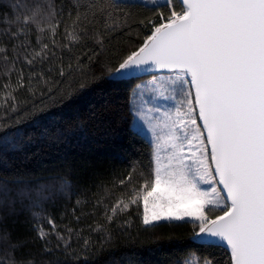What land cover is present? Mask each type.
<instances>
[{
    "label": "snow or ice",
    "instance_id": "obj_1",
    "mask_svg": "<svg viewBox=\"0 0 264 264\" xmlns=\"http://www.w3.org/2000/svg\"><path fill=\"white\" fill-rule=\"evenodd\" d=\"M11 7V18L6 14L0 22L17 25V30L5 29V35L13 40L27 37L30 26L38 33L37 48L24 41L16 46L23 49L24 63L30 68L54 57L57 46L62 51L78 46L85 53L91 51L90 62L113 53L101 65V74L94 75L96 86L135 81L128 89L129 132L147 140L149 160L147 170L139 173L142 182L133 184L135 166L119 180L124 190L105 213L108 224L142 202L145 228L191 225V247L176 264H220L215 254L220 249L228 264H264V0H60L59 4L57 0H14ZM141 9L159 17L139 21L151 25L150 34L141 43L113 49L117 35H131L127 22ZM65 18L70 23L58 41ZM45 33L50 43L44 42ZM6 51L0 48V53ZM0 59L7 63L9 58L5 54ZM20 59L17 51L13 66ZM113 59L118 63H111ZM81 63L77 56L78 72ZM59 75H66L63 65ZM146 76L150 78L145 80ZM34 83L40 87L50 81L42 71L39 75L33 71L25 84L21 70L12 91H8L10 84L4 85L0 155L23 152L33 139L58 140L65 135V117L42 107L30 114L31 134L16 126L22 120L16 125L5 122L19 111L15 91L27 87L35 95ZM85 90H90L87 81L67 99L72 101ZM21 184L16 181L14 188L0 180V210L8 198L12 213L17 199L23 206L27 198L28 207L36 208L58 191L56 182L32 190ZM66 187L61 180L59 190ZM48 224L55 233V222L49 218ZM95 230L103 231L104 226ZM47 235L42 227L37 231L42 241ZM10 239V233L0 229V264H35L32 255L18 260L15 253L24 245L6 247ZM88 245L85 239L84 247ZM63 246L70 247V240ZM51 251L44 247V252Z\"/></svg>",
    "mask_w": 264,
    "mask_h": 264
},
{
    "label": "trees",
    "instance_id": "obj_2",
    "mask_svg": "<svg viewBox=\"0 0 264 264\" xmlns=\"http://www.w3.org/2000/svg\"><path fill=\"white\" fill-rule=\"evenodd\" d=\"M13 3L14 0H0V20L6 14L11 18ZM59 3L60 0H57ZM150 16L159 20L153 12L139 10L127 22L131 35H117L111 47L127 48L130 44L141 43L144 36L150 34L151 25L140 24L139 21H146ZM66 23H70L67 18L60 25L58 41L64 38ZM30 27L29 36L13 40L4 31L15 32L17 25L0 22V48L7 50L0 56L6 54L9 58L7 63L0 59V94L4 93L5 84H10L12 87L8 91H12L21 70L25 84L33 71L37 75L42 71L50 83L47 86L41 83L40 87L34 83L35 95L27 87L15 91L19 111L10 114L5 122L16 125L17 120H22L23 123L16 126L31 134L30 114L42 107L50 112L58 111L65 117V135L58 140L33 139L23 152L0 155V180L9 182L14 188L18 180L23 181L19 187L27 186L29 190L52 182H56L58 188L43 205L36 208L28 207L27 198L23 206L17 199L14 213L11 198H8L9 202L0 210V216H3L0 229L11 236L6 247L12 243H23L24 246L15 253L16 258L26 259L32 255L35 264H47L49 261H58V264H129L130 261L132 264H176L191 247V225L145 228L141 223L142 202L139 208L133 206L130 211L118 215L112 224L106 220V211H110V206L124 190L119 186V180L135 166L133 184H138L142 182L139 173L147 170L149 144L143 137L134 138L129 132L128 89L135 81L117 87L96 86L94 75L101 74V65L108 62L113 53L108 52L101 55L98 61L90 62L91 51L85 53L78 46L71 51H62L57 46L54 57L42 64L37 62L30 68L24 63L23 49L16 48L21 41L29 43L31 48L38 47V33ZM43 39L45 43H50L47 33ZM17 51L21 59L13 66ZM77 56L82 61V71L79 72L76 70ZM111 63L118 61L113 59ZM69 64L73 65L71 70L68 69ZM61 65L66 72L63 77L59 75ZM10 68L12 71L6 75ZM85 81L89 82L90 90H85L84 95L73 96V100L69 101L67 94L74 92ZM25 139H28L27 135ZM61 180L67 185L63 190H59ZM49 218L55 222V233L48 224ZM99 225L104 226L103 231L95 230ZM41 227L48 233L43 241L37 238ZM58 235H62L64 240H59ZM85 239L89 241L87 248L84 247ZM68 240L70 247L66 249L63 244ZM45 246L52 251L44 252ZM215 254L220 264H228L223 249Z\"/></svg>",
    "mask_w": 264,
    "mask_h": 264
},
{
    "label": "rangeland",
    "instance_id": "obj_3",
    "mask_svg": "<svg viewBox=\"0 0 264 264\" xmlns=\"http://www.w3.org/2000/svg\"><path fill=\"white\" fill-rule=\"evenodd\" d=\"M148 78H150V77H144V79L146 80V79H148ZM158 104H161V105H164V106H166V102H163V101H158L157 102ZM204 187H207L206 185H204Z\"/></svg>",
    "mask_w": 264,
    "mask_h": 264
}]
</instances>
